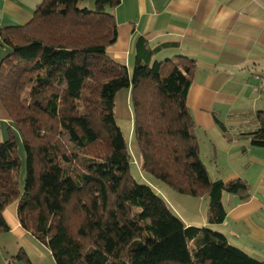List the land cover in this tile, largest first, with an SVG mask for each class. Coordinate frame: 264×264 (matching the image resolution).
<instances>
[{
    "label": "trees",
    "instance_id": "trees-1",
    "mask_svg": "<svg viewBox=\"0 0 264 264\" xmlns=\"http://www.w3.org/2000/svg\"><path fill=\"white\" fill-rule=\"evenodd\" d=\"M89 1L42 0L29 22L0 29V47L12 49L0 64V99L27 163L21 189L17 141H0V230L9 228L4 211L16 202L22 226L57 264H264L225 234L185 224L131 174L114 112L124 87L131 88L144 172L180 193L208 195L210 224L226 218L225 192L250 195L242 178L212 180L200 155L188 107L196 60H156L140 36L131 74L108 53L121 0L80 6ZM256 115L259 126L247 135L264 147V109Z\"/></svg>",
    "mask_w": 264,
    "mask_h": 264
},
{
    "label": "crops",
    "instance_id": "crops-1",
    "mask_svg": "<svg viewBox=\"0 0 264 264\" xmlns=\"http://www.w3.org/2000/svg\"><path fill=\"white\" fill-rule=\"evenodd\" d=\"M39 3L41 0H0V29L29 22ZM113 12L118 38L108 50L129 70L134 66L135 42L140 36L156 51V60L178 55L196 60L188 107L211 179L244 178L251 185L249 174L234 165L230 164L224 175L219 160H215L216 174L212 176L208 148L217 156L222 149L229 162L233 155L246 162V171L256 166L260 173L247 199L223 194L227 215L212 227L225 234L232 245L264 261V150L253 146L247 135L259 126L256 114L264 109V0H121ZM1 104L0 118L8 119ZM247 113L249 122L229 121L230 114ZM223 114L227 118H222ZM236 131L243 135L239 137ZM180 217L187 225H195ZM4 218L9 228L0 230V264H29L27 260L38 264L33 255L47 259L51 250L22 226L16 202L5 209Z\"/></svg>",
    "mask_w": 264,
    "mask_h": 264
},
{
    "label": "rangeland",
    "instance_id": "rangeland-1",
    "mask_svg": "<svg viewBox=\"0 0 264 264\" xmlns=\"http://www.w3.org/2000/svg\"><path fill=\"white\" fill-rule=\"evenodd\" d=\"M42 1V0H41ZM89 5L90 7L93 6V0H90L89 2L80 3V6ZM110 47V46H109ZM108 47V49H109ZM12 51L10 46L4 45L0 47V64L2 59L8 55ZM109 52V50H108ZM110 55H113V53L109 52ZM116 59V58H115ZM130 73H133V67L130 69ZM1 103V102H0ZM2 105V104H1ZM4 109V108H3ZM5 110V109H4ZM115 117L116 122L121 128L124 137L126 138V141L128 143V151L130 153L131 159H130V171L133 177L140 183L146 184L151 186L157 194H159L161 197L165 199L170 209L177 214L178 216H182L183 218H186L187 220H190L193 224L198 226H205L208 225V227L217 230L215 227H212V224L208 222V208H209V197L208 195L198 197V196H192L189 194L180 193L171 186H169L167 183L158 180L154 177H152L150 174L144 172L142 170V156H141V150L138 143V140L135 135L134 130V108L132 103V97H131V88L130 87H124L120 91H118L116 95V102H115ZM7 114V112H6ZM0 115L2 116V111L0 108ZM222 118H227L225 114L221 116ZM229 121H235L246 119L248 122L251 120L249 118V114H230L228 117ZM9 123V124H8ZM9 125L11 126L9 128ZM227 132V131H226ZM243 131H236V133H239V137H241L243 134L241 133ZM10 136H13L15 140L17 141V154L21 159L20 168L17 171L18 180L20 184V188L23 189L25 184V178H26V150L23 144V140L21 138V135L18 131L17 126L14 123H10V119H4L0 118V141H4L8 139ZM245 140V139H241ZM208 145H210L208 143ZM259 150H264V148H258ZM215 151H212L210 148H208V168L212 173V176H215L216 174V162L215 160H219L220 169L222 170V173L224 175L228 172V167L231 165H234L237 168L242 169V172L249 174V182L250 184V190L252 187H254V182L259 177L258 170L255 167L252 168V170L249 172L245 169V161L239 160L238 158H234L232 155L230 157V162L228 161V157L224 155L222 149H219L220 154L218 156L216 153H213ZM204 156L205 152H204ZM264 156V155H262ZM261 164V163H259ZM249 172V173H248ZM244 179V178H242ZM245 180V179H244ZM247 184L248 181L246 180ZM249 190V194H250ZM229 193L225 194L228 195ZM231 195V194H229ZM225 198V204H229V201H227ZM228 202V203H227ZM204 219L206 223L204 222ZM186 224V223H185ZM229 225H227L224 228H228ZM219 229V228H218ZM48 257L47 259H40L39 257H34L36 259L38 264H57L54 257L52 256L51 252L48 250Z\"/></svg>",
    "mask_w": 264,
    "mask_h": 264
}]
</instances>
